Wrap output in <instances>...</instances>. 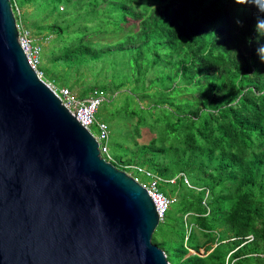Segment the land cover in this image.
<instances>
[{"label": "trees", "instance_id": "1", "mask_svg": "<svg viewBox=\"0 0 264 264\" xmlns=\"http://www.w3.org/2000/svg\"><path fill=\"white\" fill-rule=\"evenodd\" d=\"M11 1L17 18L21 19L24 9L36 17L33 22L37 33L22 23L21 26L41 46L38 66L44 44H53V56L45 60L52 68L51 79L64 81L61 83L69 88H79L88 80L86 77L94 76L95 87L90 91L101 88L116 94L120 83L116 81L118 87L114 89L97 80L103 64L92 75L90 62L100 60L103 48L81 46L78 41L69 43L64 39L62 24L43 23L54 14L50 4L54 0ZM107 1L117 22H126L129 17L139 20L137 37L143 39L138 45L145 46L143 55L147 63L151 62L150 56L161 57L151 49L152 43L159 47V34L171 38L166 41L173 45L166 67L171 63L169 73L181 80L172 90L158 93L163 94L155 100L164 106L142 108L137 114L141 126H127L126 142L120 144L117 140L114 147L118 156L110 153L111 156L118 165L140 163L162 176L184 171L194 185L210 190L205 205L204 189L179 182L182 197L170 207V215H175L172 223L162 221L153 234V242L165 250L172 264H226L233 250L234 264H264V53L256 51L264 43V30L255 28L261 13L255 6L238 5L234 0H193L201 13L193 15L192 5L177 10L176 0H161L165 5L149 16L147 9H140L139 0ZM161 15L165 16L166 29L160 25ZM204 17L211 18L208 28L204 25L197 31L199 25L195 22L204 21ZM47 29L50 35H56L52 41H47L49 34H43ZM38 34L43 37L36 39ZM72 64L79 66V71L75 72ZM121 67L130 73L129 68ZM211 68L216 72H211ZM222 68L224 71L218 75ZM81 70L85 72L82 74ZM72 77L77 84L71 86ZM113 94H105L104 102L113 100ZM145 130L151 132L148 141L140 140ZM116 136L122 135L117 131ZM123 150L125 154L120 155ZM181 209V221H176V213ZM249 234H254V240L244 243ZM221 241H226L224 249L220 248ZM228 244L231 248H227ZM191 249L197 253L190 254Z\"/></svg>", "mask_w": 264, "mask_h": 264}, {"label": "water", "instance_id": "2", "mask_svg": "<svg viewBox=\"0 0 264 264\" xmlns=\"http://www.w3.org/2000/svg\"><path fill=\"white\" fill-rule=\"evenodd\" d=\"M18 37L0 0V264H171L147 188L106 158Z\"/></svg>", "mask_w": 264, "mask_h": 264}, {"label": "rangeland", "instance_id": "3", "mask_svg": "<svg viewBox=\"0 0 264 264\" xmlns=\"http://www.w3.org/2000/svg\"><path fill=\"white\" fill-rule=\"evenodd\" d=\"M97 0H54L51 1L50 4H52V8L54 11V14L50 16L48 21H43V23L47 26L48 22L53 23L54 21L59 22L62 24L63 32H64V39L69 40V43H72L74 41L82 42L81 46L86 45L87 47L97 49V48H103L105 51H103L102 56L98 58V62L95 61L90 62L91 68L94 69L92 72V75L95 74V71H97V67L104 68L102 71H99L98 79L99 81H103L106 84L111 85L116 89L118 87L116 81L120 83L119 89L114 95L112 91L110 90H103L101 88L93 89V91H90L92 88L95 87L94 82V76H91L89 78L86 77V79L83 81V83L78 87L74 86L70 88V91L73 95L79 98H84L88 95H94L96 92H103L104 94H109L114 97L113 100H110L109 102H102L99 110L96 113V118L100 122H104L107 124L109 128L110 133V141H109V147H110V153L115 157L118 156V153L114 147L116 144V141L119 140L120 144H124L126 142V131L125 128L130 125H134L135 127H140L141 122L140 119L137 120V114L142 112V108L147 109L148 107H154V106H164L163 103L156 102L157 99H160L162 94L171 90L174 88V86L177 83H180L179 77L175 76V73H169V65L166 67L168 62L170 61V52L172 48V44L168 45L166 44V41H169L170 37H165L163 33L159 34V47L156 43H152L153 45L151 49L153 48L155 53H157L159 57L150 56V64L147 63L146 59L147 57L143 55L145 51V46L143 44L138 45L139 41L143 38L141 36L137 37V32L140 29L139 20L132 18H128V20L124 22H117L111 15V8L110 5H104L102 7H99L96 9L95 5ZM167 2V1H166ZM109 3V2H108ZM139 6L140 9H147V14L151 16L152 12L154 14L158 11L159 7L162 5H165L162 3L161 0H139ZM149 3H151V6L148 7ZM176 8L178 10V7L192 5L193 8V15H196L197 13H200L198 11V5L197 2H193V0H176ZM211 3V1H210ZM209 3V4H210ZM104 3H100L99 6L103 5ZM207 8L209 7L207 4H205ZM21 9V8H20ZM22 10V9H21ZM22 17L21 19L18 18L20 24L22 23L27 27L28 29L32 30L33 33H37L38 29H36L33 20L36 19V17H32L31 14H33L32 11L28 9H24L22 11ZM162 14V13H161ZM165 14V13H164ZM175 14V13H174ZM201 14V13H200ZM170 15V14H168ZM56 18V20H55ZM169 19H173L172 17H169ZM204 21L198 20L195 24L198 23L199 30L196 27L197 31L202 30V27L205 25L208 28V23H210L211 18L210 17H204ZM160 25L163 28H167L168 25L165 24L164 19L165 16L161 15L159 18ZM44 35L49 34V30L47 29L44 33ZM43 35L38 34L35 35L36 39L42 38ZM46 37V36H45ZM56 35H48L47 41L54 39ZM91 42H94L93 44ZM52 43H46L43 46V53L41 56V62L40 65L37 66L40 67V75L41 77L47 81V83H54L57 88H63L67 87L64 86L60 80H54L51 79V73L52 70L51 67H49L46 63V59L49 58L51 55V49H52ZM150 50V48L148 49ZM152 50V52H153ZM168 50V52H167ZM168 54H167V53ZM87 58H90V53L88 54ZM231 57H234L235 54L230 53ZM46 60V61H45ZM49 63V62H48ZM76 65V62H74ZM103 64V65H102ZM52 67L55 65V63L50 64ZM86 67L88 65L84 64ZM121 66H125L130 69V73L127 69H123ZM72 67H75L72 64ZM172 67V65H171ZM79 66H76L74 68V71L77 72ZM44 72H43V70ZM214 68H211V72H216L213 70ZM82 74L85 72L83 70ZM224 71V69H218L217 74L221 75V73ZM45 75L48 77L46 79ZM201 75V74H200ZM129 80V77H132ZM173 76V77H171ZM76 76L75 78H77ZM108 77V78H106ZM74 77L70 79L69 84L76 85L77 81ZM201 78V76H200ZM111 81H113V84H111ZM98 84V83H97ZM175 84V85H174ZM171 85L172 87H169ZM190 87H192L190 85ZM78 88V89H77ZM162 94H158L161 93ZM181 95V94H180ZM156 99V100H155ZM163 101H168L167 99ZM92 131L95 135H99V126L96 124L92 126ZM119 131V134L122 136L117 137L116 132ZM151 136V132L149 130H145L143 137L140 140L148 141L149 137ZM126 146V145H125ZM120 155H124L125 152L121 151L119 153ZM107 156L106 154H104ZM131 155V154H130ZM126 155L124 159H126ZM112 161L115 162L114 158H111ZM161 159H163V154L161 156ZM110 160V159H109ZM118 161L116 163L117 166L121 169L125 170L131 175H136L140 178V180L150 185L153 180L157 181V184H159L160 190H162L165 193L170 194L173 198H175V202H177L179 199H181L180 194V184L179 182H183L186 185H188L191 188H196L195 185L192 183L190 177L187 175L186 172L181 171L175 175L170 176H162L159 175L156 171L153 169H150L146 166H143L140 163H121L118 165ZM187 179V180H186ZM187 186V187H188ZM175 202L171 205V208L175 206ZM170 208V209H171ZM170 209L166 212L164 221H167L166 223L171 224L172 219L175 215H170ZM184 210L181 209L178 213H176V221L180 219L183 215ZM163 221V222H164ZM162 222V221H161ZM160 222V223H161ZM159 223V224H160ZM160 226V225H158ZM159 228V227H157ZM155 232H157V229ZM227 241V240H226ZM220 242V248H225V242ZM227 248H231L230 244L227 245ZM202 252V251H200ZM203 253V252H202ZM227 259V258H226ZM233 259V257H232ZM172 264V263H171Z\"/></svg>", "mask_w": 264, "mask_h": 264}, {"label": "built area", "instance_id": "4", "mask_svg": "<svg viewBox=\"0 0 264 264\" xmlns=\"http://www.w3.org/2000/svg\"><path fill=\"white\" fill-rule=\"evenodd\" d=\"M17 27L19 30V42L26 53L28 61L40 75V71L38 70L37 66L39 62V55L41 53V46L35 43L32 36H30V32L22 27L21 24H18ZM49 85L61 98L63 104L80 120L82 125L88 128L90 131L93 124H97L99 126V135H95L92 131L91 132L97 138L99 142V148L103 154H109V128L106 123L100 122L96 118V113L99 110L101 103L106 99L105 94L103 92H96L92 96L89 95L84 98H79L71 93L69 87L58 89L54 83H49ZM135 178L147 188L150 196L155 201L159 220L163 221L165 219L166 212L170 209L171 204L175 202L176 199L162 192L159 188V184H157V181L153 180L150 185H147L143 183L138 177ZM205 192L206 195L203 202L205 205H207V199L210 195V190L206 188ZM254 238V234H249L246 236V241L244 243L251 242L254 240ZM233 252L234 251L230 252L227 256L226 264H234V260L231 259V254ZM261 255L264 256V254Z\"/></svg>", "mask_w": 264, "mask_h": 264}, {"label": "clouds", "instance_id": "5", "mask_svg": "<svg viewBox=\"0 0 264 264\" xmlns=\"http://www.w3.org/2000/svg\"><path fill=\"white\" fill-rule=\"evenodd\" d=\"M12 2V1H11ZM104 3L103 5L99 6L100 3ZM109 1L107 0H102V1H98L97 4L95 5L96 9L99 8V7H102L104 5H107ZM234 2L238 5H249V6H255L258 11L261 13L260 16H258L257 18V21H256V24H255V28L256 30H264V2H260V0H234ZM12 8H13V4H12ZM13 11H14V14H15V17H16V21H17V25L20 24L19 21H18V18H17V15H16V12L13 8ZM17 11V10H16ZM130 18V17H129ZM123 22V21H121ZM125 23V22H124ZM256 51L258 53H264V43H261L258 45ZM49 84V83H48ZM92 131V130H91ZM94 133V132H93ZM110 141V140H109ZM106 158L114 163L116 165V163L114 161H112L111 158H113L110 154V147H109V154H106ZM117 166V165H116ZM118 168H120L119 166H117ZM121 169V168H120ZM125 171V170H124ZM128 173V172H127ZM129 174V173H128ZM131 175V174H130ZM134 178L135 177H138L136 175H132ZM139 178V177H138ZM136 179V178H135ZM140 179V178H139ZM141 183V182H140ZM152 183V182H151ZM142 184V183H141ZM160 188V187H159ZM202 189H204V191H206V188L207 187H201ZM209 189V188H208ZM162 191V190H161ZM163 192V191H162ZM165 193V192H164ZM167 195L171 196L170 194L166 193ZM174 203V202H173ZM172 203V204H173ZM171 204V205H172ZM164 221V220H163ZM161 222V221H160Z\"/></svg>", "mask_w": 264, "mask_h": 264}, {"label": "crops", "instance_id": "6", "mask_svg": "<svg viewBox=\"0 0 264 264\" xmlns=\"http://www.w3.org/2000/svg\"><path fill=\"white\" fill-rule=\"evenodd\" d=\"M195 187H196L197 189H199V190L202 189L201 187L196 186V185H195ZM203 201H204V200H203ZM207 201H208V199H207ZM203 204H204V202H203ZM208 213H209V208H208ZM188 216H189V213L185 215V218H188ZM233 251H235V250H233ZM231 252H232V251H231ZM254 254H257V253H254ZM258 254H260V253H258ZM261 254H263V253H261ZM228 255H229V254H228Z\"/></svg>", "mask_w": 264, "mask_h": 264}]
</instances>
